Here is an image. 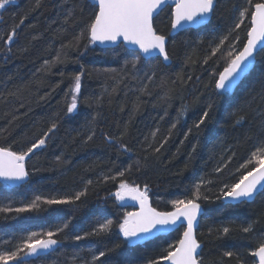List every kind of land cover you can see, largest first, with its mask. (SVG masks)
<instances>
[{"label":"trees","instance_id":"16d2710c","mask_svg":"<svg viewBox=\"0 0 264 264\" xmlns=\"http://www.w3.org/2000/svg\"><path fill=\"white\" fill-rule=\"evenodd\" d=\"M78 2L84 7L83 15L86 19L89 3L87 0H78ZM33 5L34 0H15L14 4L7 6V11H3L0 19V35H4L14 23L28 13V18L18 29L11 53L0 51V93L5 96L10 91L17 93L16 96H8L6 101L0 98V146L12 143L15 149L20 148L33 139L34 134H39L48 126L51 119L55 118L65 106V93L70 86L67 74L77 72L81 64L88 72H92L91 76L83 78L82 92L89 97V100L88 103L81 102L78 105V113L74 118L62 119L57 133L52 137L47 148L27 161L29 171L34 172L30 183L19 188H7L0 184V207L9 204L14 207L20 206L21 202H27L38 194L56 195L79 190L87 180L95 182L109 171L115 174L117 169L123 170L129 164L135 165V162L140 160L142 167L140 171L134 170L129 174V182L138 184L141 188L144 184H148L152 206L159 210H170L171 205L167 201L178 196L182 198L183 193L191 190L197 174L210 173L220 155L226 153L229 148L236 147L237 137L249 128L255 132L259 126L260 114L249 109L244 125L233 129L231 125L234 121L229 117L231 109L225 99L217 98L211 87H205L212 78V73L222 70L223 61L218 62L219 66L212 61L204 64L203 57L208 42L213 39V29L225 28L231 22L232 0H219L211 23L199 33L196 30H184L172 38L169 37V51L175 53L170 67L153 68L154 61H142L137 65L138 71L135 75H126L123 82L117 86V91L111 96H104L99 106L95 102L96 98L101 97L106 86L111 92L115 81L106 79L108 74L97 73L93 69L120 70L124 68L125 59L130 60L131 57L127 56L123 49L100 50L90 46V50L81 56L80 53L84 52L82 46L66 48L63 50L67 55L66 63L57 64L50 73L41 71L44 61L54 59L61 43L68 44L73 32L78 34L79 28L63 25L67 9L74 6L73 0H68L67 4L64 0H42L38 10L30 11ZM169 12L170 8L166 7L156 21L158 30H163L165 33L168 32ZM76 15L78 17L82 15L79 9ZM62 27L68 28L67 33L57 35L56 30ZM199 37L204 38V43H199ZM186 40L189 44L184 43ZM193 41L196 43H192ZM2 48L4 45L0 41V49ZM186 54L191 56L190 62H185ZM77 60L79 63L76 62ZM261 68H264V58L258 57L256 70L240 88L234 90L237 103H243L244 88L255 79ZM59 71L65 72L66 76L62 78L58 74ZM152 71H155L156 76L149 83L145 79V73ZM188 77L192 79L189 80ZM197 77L199 80L196 79ZM180 78L185 81L183 85L171 83L179 81ZM143 85L148 87L147 94L139 92ZM53 88H55L54 92ZM47 93L51 95L41 99ZM137 97H139L138 101ZM211 99L216 100L217 107L207 128L200 133L197 152L189 161L188 155L191 150L189 142L196 143V140L189 137V141H185L183 146L179 141L183 139V133L192 127ZM134 103L138 104L135 110ZM183 106H187V111L179 116ZM97 112L101 113L96 117L97 135L92 142L84 144L85 137L78 136L77 132L86 133L87 122L91 117L96 116ZM13 116L16 119L9 124ZM177 118L179 123L168 144L161 153L148 154L145 162L143 159L145 153L140 142L157 126L161 134L165 133ZM125 126L127 134L124 136V142L133 149L130 153L119 152L101 135L103 132L115 136L124 130ZM159 139L160 134L157 136V140ZM249 147V144H245L239 148L236 159L240 160L245 156ZM177 148L180 149L179 153ZM56 156H61V162L56 161ZM230 167L232 169L230 173L225 172L214 184L207 186L210 190L207 194L213 200L223 186L222 182L229 183L231 180L239 179L240 172L236 171L235 161ZM232 173L234 175L230 176ZM116 190V185L109 182L89 192L87 204L78 214L77 222L82 229H87L92 223L93 213L103 212L109 218H116L122 217L124 212H127V208L115 203L113 199L109 198L105 201L104 198L108 197L109 191ZM227 205L230 204H225L223 200L202 202L204 216L199 224L197 236L203 245L201 257L204 264H219L225 249L243 250L244 246H248L251 250L255 247L254 242L242 239L244 234L238 231L224 239L209 237L210 227L231 220L240 223L259 218L261 223L257 225V231L264 232V196H258L254 203L233 207ZM6 215L8 218H5ZM54 226V217L49 213H22L19 216L15 213H0V239L14 237L15 242H18L28 231H46ZM178 235V232H173L164 238H157L131 250L123 247L109 254L106 259L109 264H119L125 258L142 264L145 256L158 257L161 248L168 242H175ZM61 236L63 237V234ZM118 240L113 234L102 238H89L77 244L73 239L66 237L57 250L43 259V264H81V260L92 251L103 249L106 245L111 246ZM245 256L250 262L252 257L247 253ZM74 257L79 259L74 260ZM230 264H235L234 258Z\"/></svg>","mask_w":264,"mask_h":264},{"label":"snow or ice","instance_id":"6c2138e0","mask_svg":"<svg viewBox=\"0 0 264 264\" xmlns=\"http://www.w3.org/2000/svg\"><path fill=\"white\" fill-rule=\"evenodd\" d=\"M14 3L15 0H0V19H2L3 11H7V6ZM41 3L42 0H34L30 11L38 10ZM64 3L67 4L68 0H64ZM218 3L219 0H90L87 5L88 15L85 19L81 2L73 0L74 6L67 9L63 25L78 27V34L73 32L68 44L61 43L60 50L55 53V58L45 60L40 70L50 73L57 64L66 63L67 55L63 51L66 48L82 46L84 52L80 53L81 56L90 50V46L94 45L115 46L113 51L123 49L127 56L131 57L130 60L125 59L124 68L120 70L115 68L93 69L94 72L108 74L106 79L115 81L111 92L106 86L101 97L96 98L95 102L99 106L104 96H111L117 91V86L123 82L126 75H135L138 71L137 65L142 61H154L153 68L170 67L175 53L169 51V37L181 30H196L199 33L211 23ZM166 7L170 8L167 17V33L156 27V21ZM77 9L82 14L79 17L76 15ZM231 12V22L225 28L213 29V39L208 42L205 50L204 64L212 61L213 64L219 66L218 62L223 61L222 70L214 71L205 87H211L217 98L225 99L231 109L229 117L234 121L231 125L233 129L244 125L249 109L259 113L260 122L256 131L253 132L249 128L237 137L236 147L229 148L226 153H222L215 161L210 173L197 174L190 191L183 193L182 198L178 196L167 201L171 205L170 210H159L152 206L148 184H144L141 188L140 185L129 182V174L134 170L140 171L142 167L140 160H137L135 165L129 164L123 170L117 169L115 174L109 171L95 182L87 180L79 190H70L56 195L38 194L27 202H21L20 206L14 207L9 204L0 207V213H15L17 216L22 213H49L53 215L55 223L54 227L46 231H28L18 242H15L14 237L0 239V264H43V259L57 250L66 237L79 244L89 238H102L114 234L121 239L112 243L111 246L106 245L103 249L92 251L91 259L84 261V264H109L106 257L118 249L127 247L131 250L170 231L179 233L175 243H169L158 254V257L145 256L142 264H204L200 254L202 242L197 236L200 220L204 216L202 202L232 201L233 204L227 207H233L254 203L258 196H264V68H261L255 79L244 88L242 104L237 103L234 91L240 88L256 70L257 58H264V0H232ZM27 18L28 13L14 23L4 35H0V41L4 45L0 51L11 53L18 29ZM56 31L57 35H60L67 33L68 28L62 27ZM81 42H83L82 45ZM184 43L189 44L187 40ZM199 43H204L203 37H199ZM190 61L191 56L186 54L185 62ZM76 62L79 63L78 60ZM58 74L62 78L66 76L63 71H59ZM91 75L92 72H88L83 64L77 72L67 74L70 86L65 93V98L67 100L70 96V101L56 114L55 118L51 119L48 126L39 134H34V138L23 144L20 149H15L12 143L0 146V181L5 182L6 186H23L31 182L34 172L29 171L27 161L47 148L48 143L57 133L62 119L74 118L78 113V105L81 102L88 103L89 97L82 92L83 78ZM155 76V71L145 73V79L149 83L155 79ZM188 79L192 78L188 77ZM196 79L199 80V77ZM171 83L183 85L185 81L180 78L179 81ZM56 86L58 87L59 84ZM52 91L54 92L55 88ZM139 92L147 94V85H143ZM16 95V92L10 91L6 96L0 93V98L6 101L8 96ZM48 95L51 93H47L41 99H45ZM138 100L139 97H137ZM254 105L256 107H253ZM137 107L138 104L134 103L133 109ZM216 107V100L211 99L192 127L183 133V139L179 141L181 146L185 144V141H189V137L196 140V143L189 142L191 149L188 155L189 161L197 152L199 135L212 120ZM186 111L187 106H183L179 116L184 115ZM100 115L101 113L97 112L96 116L91 117V120L87 122L86 133L77 132L78 136L85 137L84 144L92 142L96 137L98 127L96 117ZM15 119L16 117L13 116L9 124ZM177 123H179V118L165 133L161 134L157 126L154 131L144 137L140 143L145 153L143 157L145 162H147L148 154L161 153L172 138ZM126 134V126L115 136L101 132L103 139L109 145L116 147L121 153H130L133 149L124 142ZM158 134H160L159 140H157ZM245 144L250 145L248 152L237 160V150ZM179 152L180 149L177 148V153ZM55 159L58 163L61 162V156H56ZM234 161L236 171L240 172L239 179L231 183L222 182L223 186L220 187L213 200L207 194V191H210L207 186L214 184L225 172L230 173L232 171L230 165H233ZM185 167H188L187 163ZM109 182L115 184L117 190L109 191L108 197L104 198L105 201L109 197H114L115 203L123 206L126 199H130L139 205V210L124 212L122 217L117 216L116 218H109L103 212L93 213L92 223L87 229H82L77 222L78 214L86 206L89 192ZM5 218H8L7 215ZM260 223L259 218L240 223L231 220L219 226L210 227L209 237L224 239L238 231L244 234L242 239L255 244L251 250L248 246H244L243 250L225 249L219 264H230L233 258L235 264H264V232L257 231V225ZM245 253L257 259L249 262ZM76 259L79 257H74V260ZM119 264H137V261L125 258Z\"/></svg>","mask_w":264,"mask_h":264},{"label":"water","instance_id":"95a60500","mask_svg":"<svg viewBox=\"0 0 264 264\" xmlns=\"http://www.w3.org/2000/svg\"><path fill=\"white\" fill-rule=\"evenodd\" d=\"M87 2L89 3L90 2V0H87ZM182 31H184V30H181V31H179V32H176V33H173L172 34V36H170V37H173V36H175V35H177L178 33H180V32H182ZM97 48H99V49H112V48H114L115 46H111V45H109V46H99V45H95ZM0 184H3V185H5V182H3V181H0ZM6 186V185H5ZM7 188H19V187H21V186H11V187H8V186H6ZM225 204H233V202L232 201H223ZM125 207H130V208H133L134 209V211H138L139 210V205L136 203V202H134V201H132V200H130V199H126V201H125V203L123 204ZM173 232H175V231H170V232H166V233H162V234H160L159 236H166V235H169V234H171V233H173ZM158 236V237H159ZM157 238V237H156ZM154 239V238H153ZM150 240H152V239H150ZM150 240H148V241H150ZM147 242V241H146ZM145 242V243H146ZM255 259H257V258H255Z\"/></svg>","mask_w":264,"mask_h":264},{"label":"rangeland","instance_id":"374dc122","mask_svg":"<svg viewBox=\"0 0 264 264\" xmlns=\"http://www.w3.org/2000/svg\"><path fill=\"white\" fill-rule=\"evenodd\" d=\"M172 38V37H171ZM68 99H70V96L67 98V100ZM67 100L65 101V104L67 103ZM21 148V147H20ZM19 147H17L16 149H20ZM234 173H236V172H234ZM234 173H232L230 176H232V175H234ZM231 182H234V180L232 181H230L229 183H231ZM131 211H134V209L133 208H130V207H128V210H127V212H131ZM167 236V235H166ZM166 236H159V237H157V238H164V237H166ZM118 239H121L120 237H118V236H116ZM157 238H154V239H152V240H150V241H147L146 243H148V242H152V241H154L155 239H157ZM146 243H144L143 245H140V247H142V246H144V245H146ZM169 243H175L174 241H171V242H168V243H166L162 248H161V251L160 252H162L163 251V248H165V247H167V245L169 244ZM127 248V247H126ZM91 259V254H89L88 256H85V259H82L81 260V264H84V261L85 260H90ZM252 261H255L254 260V258L252 257V259L250 260V262H252Z\"/></svg>","mask_w":264,"mask_h":264},{"label":"flooded vegetation","instance_id":"af4514ba","mask_svg":"<svg viewBox=\"0 0 264 264\" xmlns=\"http://www.w3.org/2000/svg\"><path fill=\"white\" fill-rule=\"evenodd\" d=\"M95 46V45H94ZM96 47V46H95ZM99 49V48H98ZM113 49V48H112ZM100 50H105V49H100ZM148 61H150V60H148ZM148 61H146V62H148ZM143 62H145V61H143ZM109 198H111V199H113L114 200V197H109ZM121 206V205H120ZM122 207H124V208H127L128 209V207H125L124 205L122 206ZM201 221H202V219L200 220V223H201ZM199 223V224H200ZM198 230H199V228H198ZM197 235H198V232H197ZM202 247H203V245H202ZM202 251V250H201ZM200 254H201V252H200ZM254 258V257H253ZM254 260H256L255 258H254Z\"/></svg>","mask_w":264,"mask_h":264}]
</instances>
